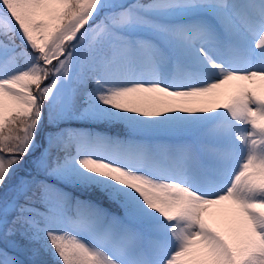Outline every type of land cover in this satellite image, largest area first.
<instances>
[{
    "label": "snow or ice",
    "instance_id": "6c2138e0",
    "mask_svg": "<svg viewBox=\"0 0 264 264\" xmlns=\"http://www.w3.org/2000/svg\"><path fill=\"white\" fill-rule=\"evenodd\" d=\"M0 264H264V0H0Z\"/></svg>",
    "mask_w": 264,
    "mask_h": 264
},
{
    "label": "trees",
    "instance_id": "16d2710c",
    "mask_svg": "<svg viewBox=\"0 0 264 264\" xmlns=\"http://www.w3.org/2000/svg\"><path fill=\"white\" fill-rule=\"evenodd\" d=\"M78 195L81 196V199H92V200H97V197L95 195H89L88 193H77ZM105 207H109V205H107V203L104 204Z\"/></svg>",
    "mask_w": 264,
    "mask_h": 264
}]
</instances>
